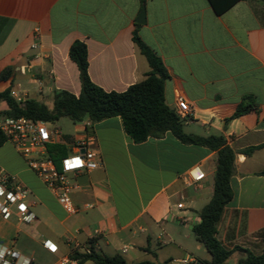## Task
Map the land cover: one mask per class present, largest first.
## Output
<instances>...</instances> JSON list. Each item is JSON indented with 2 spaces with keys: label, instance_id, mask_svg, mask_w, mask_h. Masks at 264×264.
<instances>
[{
  "label": "crops",
  "instance_id": "0c3cea01",
  "mask_svg": "<svg viewBox=\"0 0 264 264\" xmlns=\"http://www.w3.org/2000/svg\"><path fill=\"white\" fill-rule=\"evenodd\" d=\"M142 9L144 25L136 23ZM135 33L169 75L168 107L175 110L182 96L193 110L183 121L185 133L223 136L236 153L233 199L217 227L219 242L235 250L228 264L238 263L242 250L261 255L264 0H0V93L10 90L50 109L56 91L78 97L80 73L69 56L76 41L87 47L91 81L123 93L151 70ZM246 97L256 107L233 118ZM7 109L1 102L0 117ZM94 132L103 167L78 178L73 202L81 212L73 217L11 144L0 146V168L27 188L36 216L31 224L0 216V252L11 249L30 264H60L75 261L66 243L73 238L85 247L93 242L100 254L121 255L128 264L209 261L193 229L213 196L217 152L184 145L171 133L136 144L120 117L95 124ZM252 148L258 149L245 153ZM195 169L205 175L199 182L191 178ZM45 242L57 252H49Z\"/></svg>",
  "mask_w": 264,
  "mask_h": 264
},
{
  "label": "trees",
  "instance_id": "16d2710c",
  "mask_svg": "<svg viewBox=\"0 0 264 264\" xmlns=\"http://www.w3.org/2000/svg\"><path fill=\"white\" fill-rule=\"evenodd\" d=\"M133 41L147 58L151 70L144 81L131 86L127 91L106 92L96 86L88 73L87 47L85 43L76 41L70 48L69 56L80 73V95L77 97L67 91H56L53 108L50 109L33 99L19 104L8 90L0 93V103L5 102L8 107L3 115L52 123L66 117L73 123L90 120L94 124L120 117L126 134L136 144L152 138L160 139L171 133L184 145L216 151L217 167L213 196L199 212L200 223L194 227L193 234L211 257L209 261H202L201 264H228L235 250H228L219 242L217 227L225 207L233 199L231 179L235 174L236 153L228 146L223 136L200 137L185 133L183 120L165 102L164 83L169 75L162 61L142 42L137 33L134 34ZM255 107L252 98L246 97L245 104L239 106L233 118L245 115ZM5 142L0 132V146ZM256 149L258 148L249 149L245 153L250 154ZM261 175H264V171ZM90 245L91 254L75 253L72 259L79 262L92 261L93 264H128L121 255L109 257L96 252L93 242ZM242 251L245 256L238 261V264H264V252L261 255H254L248 250Z\"/></svg>",
  "mask_w": 264,
  "mask_h": 264
},
{
  "label": "built area",
  "instance_id": "2783aa9c",
  "mask_svg": "<svg viewBox=\"0 0 264 264\" xmlns=\"http://www.w3.org/2000/svg\"><path fill=\"white\" fill-rule=\"evenodd\" d=\"M37 38V34L35 36ZM37 48V44H34ZM11 96L22 104L26 101L16 92ZM177 115L185 121L193 113L186 99L176 98ZM74 136H65L52 122L37 121L26 117H0V132L6 142L23 157L27 167L46 188L54 195L58 204L69 217L77 216L81 210L73 202V195L80 189L78 178L91 175L103 167V158L94 132L95 124L90 120L80 122ZM58 159V161H57ZM204 174L195 169L191 178L199 182ZM27 188L13 175L0 168V216L4 220L16 218L23 224H31L36 220L27 202ZM67 245L71 254H91L90 246H82L77 240L68 238ZM44 247L51 253L57 252V246L45 242ZM22 262L30 264L19 253L4 249L0 252V264ZM60 264H76V260H66Z\"/></svg>",
  "mask_w": 264,
  "mask_h": 264
},
{
  "label": "rangeland",
  "instance_id": "374dc122",
  "mask_svg": "<svg viewBox=\"0 0 264 264\" xmlns=\"http://www.w3.org/2000/svg\"><path fill=\"white\" fill-rule=\"evenodd\" d=\"M54 125L59 128L65 136H74L76 134V129L82 126L81 123H73L66 117L60 118ZM229 264H233L232 261H230Z\"/></svg>",
  "mask_w": 264,
  "mask_h": 264
},
{
  "label": "water",
  "instance_id": "95a60500",
  "mask_svg": "<svg viewBox=\"0 0 264 264\" xmlns=\"http://www.w3.org/2000/svg\"><path fill=\"white\" fill-rule=\"evenodd\" d=\"M137 24L144 25L145 24V10L142 9L139 17L137 18L136 21Z\"/></svg>",
  "mask_w": 264,
  "mask_h": 264
}]
</instances>
